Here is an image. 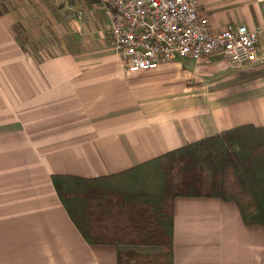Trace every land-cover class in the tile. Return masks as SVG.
Instances as JSON below:
<instances>
[{
    "label": "crops",
    "instance_id": "1",
    "mask_svg": "<svg viewBox=\"0 0 264 264\" xmlns=\"http://www.w3.org/2000/svg\"><path fill=\"white\" fill-rule=\"evenodd\" d=\"M54 1L0 0V264H117L128 248L88 244L52 176L116 175L263 127L264 0H198L215 30H260L250 68L216 56L145 71L108 48L97 1ZM173 250L174 264H264V228L233 202L178 197Z\"/></svg>",
    "mask_w": 264,
    "mask_h": 264
},
{
    "label": "trees",
    "instance_id": "2",
    "mask_svg": "<svg viewBox=\"0 0 264 264\" xmlns=\"http://www.w3.org/2000/svg\"><path fill=\"white\" fill-rule=\"evenodd\" d=\"M52 183L88 244L128 248L117 264H174L178 197L233 202L246 225L264 228V126L232 128L116 175Z\"/></svg>",
    "mask_w": 264,
    "mask_h": 264
},
{
    "label": "built area",
    "instance_id": "3",
    "mask_svg": "<svg viewBox=\"0 0 264 264\" xmlns=\"http://www.w3.org/2000/svg\"><path fill=\"white\" fill-rule=\"evenodd\" d=\"M109 20L110 48L130 70H151L177 59L210 60L251 67L258 35L246 26L215 30L198 0H97Z\"/></svg>",
    "mask_w": 264,
    "mask_h": 264
},
{
    "label": "rangeland",
    "instance_id": "4",
    "mask_svg": "<svg viewBox=\"0 0 264 264\" xmlns=\"http://www.w3.org/2000/svg\"><path fill=\"white\" fill-rule=\"evenodd\" d=\"M82 1V0H81ZM56 2H58L57 0L56 1H54V3H56ZM58 4H60V3H58ZM98 6H101L102 7V4H100L99 2H97L96 3ZM103 8V7H102ZM102 10V12H103V10H104V8L103 9H101ZM65 13L67 14V15H69V14H71L72 13V11L71 10H69V11H65ZM105 13V12H104ZM107 17V16H106ZM105 18V17H104ZM101 19V18H100ZM101 20H103V19H101ZM105 20V19H104ZM100 22V24H101V21H99ZM99 24V23H98ZM104 24V25H103ZM103 24H101V27L100 28H98L99 30H104V29H106L107 31H106V35H107V46H108V48L109 49H111L110 48V46H109V42H108V38H109V34H110V27H109V25L107 26L105 23H103ZM226 28V27H225ZM112 50V49H111ZM113 53H115L114 51H113ZM115 55H116V57L117 58H119L120 59V57L115 53ZM121 60V59H120ZM122 61V60H121ZM247 68H250V67H247Z\"/></svg>",
    "mask_w": 264,
    "mask_h": 264
}]
</instances>
